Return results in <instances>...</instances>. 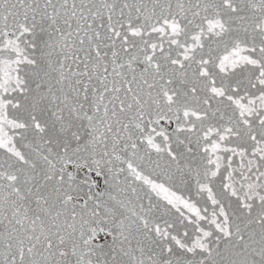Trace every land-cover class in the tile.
I'll list each match as a JSON object with an SVG mask.
<instances>
[{
    "label": "snow or ice",
    "instance_id": "1",
    "mask_svg": "<svg viewBox=\"0 0 264 264\" xmlns=\"http://www.w3.org/2000/svg\"><path fill=\"white\" fill-rule=\"evenodd\" d=\"M0 264H264V0H0Z\"/></svg>",
    "mask_w": 264,
    "mask_h": 264
}]
</instances>
